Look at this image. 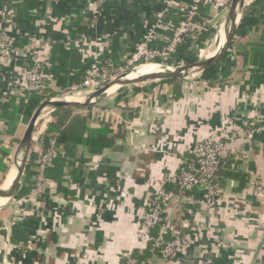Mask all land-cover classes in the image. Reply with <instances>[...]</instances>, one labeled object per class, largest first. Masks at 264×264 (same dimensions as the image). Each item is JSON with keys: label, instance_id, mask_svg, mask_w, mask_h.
Here are the masks:
<instances>
[{"label": "crops", "instance_id": "1", "mask_svg": "<svg viewBox=\"0 0 264 264\" xmlns=\"http://www.w3.org/2000/svg\"><path fill=\"white\" fill-rule=\"evenodd\" d=\"M166 2L0 0V32L14 41L13 59L0 61V105H7L11 115L10 105L17 104L25 91L23 72L34 53L50 58L57 45L63 47L61 62H55L57 77L63 74L58 67L64 64L66 78L80 82L69 90L82 84L84 75L77 66L84 69L97 56H110L120 63L133 52L157 14L185 7L184 0H175L168 8ZM243 3L229 50L233 59L221 76L215 68L229 52L195 75H204L206 82L193 84L195 77L190 82L175 79L178 97L171 95L167 80L147 82L119 88L112 103L106 95L90 107L65 108L64 122L52 112L45 114L48 119L37 140L33 134V150L17 190L23 184L29 191L20 198L16 193L0 208L4 213L0 264H125L122 255L126 253L148 254L145 262L140 261L145 264H264V144L261 134L249 137L244 127L246 122L264 121V81H259L264 80V56L256 60V77L252 63L254 46H263L264 0ZM207 10L200 20L209 26L217 13ZM15 16L20 29L11 24ZM211 43L200 59L213 52L216 42ZM186 45L178 47L173 63L185 53L193 54ZM131 86L137 87L132 95L120 94ZM50 90L56 96L65 92L56 82ZM7 122L9 118L0 119V149L10 151L19 126L26 122L20 119L15 126ZM69 125L72 138L65 145V163L55 167L53 162L46 172L53 175L56 170V174L47 179L43 193L34 195L33 169L43 149V135L49 126L57 130ZM224 129L229 131L228 140L217 172L223 194L212 203L168 204L177 238L185 245L170 259H163L154 245L155 251L148 249L152 241H144L139 234L145 202L159 190L180 197L172 181L190 150ZM2 161L8 172L7 159ZM7 172H0L4 180ZM230 172L246 180L242 190H238V179L226 177ZM152 233L149 236L155 238L157 232Z\"/></svg>", "mask_w": 264, "mask_h": 264}, {"label": "built area", "instance_id": "2", "mask_svg": "<svg viewBox=\"0 0 264 264\" xmlns=\"http://www.w3.org/2000/svg\"><path fill=\"white\" fill-rule=\"evenodd\" d=\"M231 1L191 0V3L185 7L187 9L186 17L177 25H173L169 20L166 21L168 15L165 9L156 15L154 21L148 24L142 39L135 46L132 53L119 64H115L110 56L95 57L87 65L81 86L73 88L72 91L65 92V94L63 93L64 96H80L93 93L108 84V82L138 66L151 64L167 65L187 37L196 38L199 35L204 25V23L195 19L199 18V7L201 6L214 12H227ZM174 4L175 0H167L166 7L168 8ZM176 5L178 4L176 3ZM185 8H180V11ZM161 42L162 45H160ZM13 50V38L5 32H0V61L12 60ZM30 62V66L23 72L25 90L41 93L45 89L53 88L55 84L53 76L44 71V68L48 66V58L34 53L30 57ZM71 92L73 94H70ZM261 121L257 119L244 124L249 137L255 133L264 132V126L257 125ZM228 129H224L217 136L198 141L190 150V158L183 161L177 176L172 181L174 186L177 187L180 197L171 191L159 190L145 202V211L139 234L144 241L153 242L154 247L160 250L163 259H170L179 248L185 245L184 240L176 236L178 235L175 233L176 226L168 216V204L171 201H174L175 204L182 201L190 205L212 203L223 194V188L217 172L221 164L225 142L228 140ZM48 139V147L39 151L35 162L37 173L32 179L34 195L44 192L48 184L45 172L52 167L53 161L59 154L55 144V137ZM195 189L202 193L203 199L199 202L192 195H188ZM153 229H157L155 238L149 236V232ZM169 235L175 236V239L166 241L165 237ZM122 258L125 260V264H145L134 259L130 253L123 254Z\"/></svg>", "mask_w": 264, "mask_h": 264}, {"label": "water", "instance_id": "3", "mask_svg": "<svg viewBox=\"0 0 264 264\" xmlns=\"http://www.w3.org/2000/svg\"><path fill=\"white\" fill-rule=\"evenodd\" d=\"M244 0H232L230 6L226 12L222 31L223 44L220 50L204 57L196 62L184 65V66H167L162 64H151L162 67V72H154L150 74H144L136 76V78L129 79L128 77L137 73V70L141 67L138 66L124 75H121L102 88L96 90L93 93L87 95H78L76 100H72L71 96L54 97L44 100L31 116L26 129L19 140L16 150L11 157V164L8 168L6 177L11 174L12 180L9 186V190L3 192L0 190V199H5V206L17 193L18 186L24 174L26 164L28 161V154L30 150L31 140L35 132L36 126L40 117L45 113H50L59 108L69 107H90L99 102L104 96L107 95L108 91L114 88L117 91L119 88L129 85L147 83V82H159L163 80L181 79L188 80L193 78L196 74L204 72L217 64L230 50V47L235 39L236 29L238 26V20L242 15ZM3 206H0L3 207ZM175 233L179 234L178 228H175Z\"/></svg>", "mask_w": 264, "mask_h": 264}, {"label": "trees", "instance_id": "4", "mask_svg": "<svg viewBox=\"0 0 264 264\" xmlns=\"http://www.w3.org/2000/svg\"><path fill=\"white\" fill-rule=\"evenodd\" d=\"M184 5L185 7H187L190 3H191V0H184ZM184 7V8H185ZM207 8H203V7H199V18H195L196 20L200 21L202 23V21L200 20V15H203V16H206L207 15ZM167 15H168V19L169 21L173 24V25H177L181 20H183L186 15H187V9L185 8L183 11H176L174 9H169L167 10ZM11 24L20 29V24L18 22V18L16 19V16L15 18H13V20H11ZM206 30V29H205ZM261 42L263 43V46H259V45H255L254 47L257 49V51L255 50L253 55H252V58H253V61L252 63L254 64L255 68H257V70H255L253 73L256 77V74L258 73V67L259 65L255 64L256 63V60H258L259 58H261V56H264V37L262 35L261 37ZM262 45V44H261ZM258 47H261L262 49H259ZM134 51V50H133ZM186 55V59L190 60L193 58V55L192 54H185ZM62 57L64 56V52H63V47L62 46H59L57 45L55 47V49L53 50L52 54H51V57L48 58V66L44 68V71L48 74H51L53 76V79H54V82H56L57 84V87H59L60 89H64L65 92H69V89L73 86V85H77L79 84V80H76L75 78H66L67 77V66L66 65H62V66H59L58 69L61 73H63L61 76H58V72L56 71V66H55V62L56 61H60L61 62V58L59 57ZM31 63V62H30ZM30 63L29 65L27 66V68L30 66ZM188 64L190 62H187ZM115 64H119V62H115ZM88 66H86L84 69H81L77 66L76 68H78L79 72L81 75H85V71L87 69ZM26 68V69H27ZM84 78V76H83ZM222 80H224V77L221 78ZM83 81V80H82ZM259 81H264L263 79L259 80ZM167 83H169L171 85L170 87V91H171V95L175 98V97H178L179 96V85L177 83V80L175 79H172V80H167L166 81ZM56 95L52 93V91L50 89H45L44 91H42L41 93H35V92H30V91H24L23 92V95L20 97L19 101L17 104H11L10 107H11V115L10 112H7L8 110V106H4V105H0V113H1V116L4 117V114L6 113L8 117H5L6 119L9 118V122H7L9 125H14L18 123V121L20 119H24V121L27 123L31 116L33 115V113L35 112V110L38 108V106L44 101V100H47V99H50V98H53L55 97ZM171 96V97H172ZM67 109L65 108H59V109H56L54 112H52V116L57 120V121H65L66 120V117L65 116H62L61 115V112L63 111H66ZM0 116V119L4 120L5 121V118H2ZM255 121V120H253ZM252 122V121H250ZM78 125H82L80 122L78 123ZM257 125L259 126H264V121H261V123H258ZM66 126V125H65ZM58 127L57 130L52 126V127H48V129L45 131L44 135H43V148H47L48 147V141L50 137H55V144H56V148L58 149L59 151V154H58V157L53 161L55 162V167H58L59 164L61 163H65V160H66V153L67 151H64L65 149V145H66V142L71 140L72 138V131H70V128L72 127L71 125L67 126V127ZM69 127V128H68ZM79 127V126H78ZM61 128V129H60ZM10 130L12 128H9ZM8 129V131H9ZM55 131H58L57 135L55 134H52L53 132ZM11 133V132H9ZM258 134H261L262 135V143L264 144V132H259ZM10 151L9 150H6V149H0V155H1V158H0V172L2 174H5L7 172V166L5 163H3L2 159H7L8 161V157L10 155ZM66 155V156H65ZM190 158V157H189ZM33 173H37V167L35 165L34 169H33ZM45 178L48 179V178H51L54 176V174H56V170L53 172V175L50 174V172H45ZM226 177L229 178V179H238L241 183L239 185V188L238 190H242V188L245 186L246 184V180L243 179V176H240L234 172H230L228 174H226ZM27 181V177L25 178V182ZM175 188L177 189V187L175 186ZM27 190L26 188H24L23 184L20 188V190L17 192V198H20L22 196H24L26 193H27ZM188 195H192L194 196L196 199H203L202 198V193L199 192L198 190H193L192 192L188 193ZM156 232H157V229H153V233L152 235L155 236L156 235ZM177 236V235H176ZM173 237L174 236H166L165 237V240L166 241H171L173 240ZM153 243H149V246H148V249L151 250V248L154 250L153 248ZM155 251V250H154ZM134 259L138 260V261H144L147 260V258L149 257L148 254H145L141 257L135 255H131Z\"/></svg>", "mask_w": 264, "mask_h": 264}, {"label": "rangeland", "instance_id": "5", "mask_svg": "<svg viewBox=\"0 0 264 264\" xmlns=\"http://www.w3.org/2000/svg\"><path fill=\"white\" fill-rule=\"evenodd\" d=\"M256 4H258V3H256ZM255 4V5H256ZM247 6V5H246ZM250 6V5H249ZM249 6H247V7H245V8H247V10H248V8H249ZM243 10H244V8H243ZM217 13V15L214 17V19L209 23V26H208V24H205L204 23V25L202 26V28H201V31H200V33H199V35L195 38V37H193V38H190V37H187L186 39H185V41H184V45H186V46H188V48L186 47V49H190L189 51L190 52H192L193 54V58L191 59V60H188V59H186V53L184 54V56H183V58L181 59H179V61L178 62H172V61H170V62H168L167 63V66H172V65H178V66H184V65H187L188 63L187 62H190V63H193V62H196L197 60H199L200 58H201V56H204L208 51H209V46H208V43L210 42H213V40H214V38H215V34H216V32H217V28H218V25L222 22L223 23V21H224V18H225V15H226V12H224V11H221V12H216ZM243 13V12H242ZM205 27V28H204ZM214 28V29H213ZM206 29V30H205ZM214 36V37H213ZM205 37H208L207 39L205 38ZM206 40V41H205ZM205 41V42H204ZM192 42V45L189 47V44ZM203 42H204V44H203ZM212 44V43H211ZM198 49V50H197ZM179 56H182L181 54L179 55ZM172 58H174V56L172 57ZM232 56H231V51L223 58V61H221V63H219L220 65H217V67L215 68V69H217L218 71L220 70V73L218 72V75L219 76H221L223 73H225V71H226V69L230 66V64H231V61H232ZM234 61V60H233ZM236 61V60H235ZM171 62L173 63V64H171ZM165 65V64H164ZM228 70V69H227ZM195 77V76H194ZM193 77V78H194ZM204 77V75L201 77L200 75H198L197 77H195L196 78V80L195 79H192V81L191 80H186V82H192L193 84H196V82L197 83H201V82H206V78H203ZM219 78V77H218ZM215 79H217V78H215ZM109 83V82H108ZM141 86H143V85H141ZM135 88H137V87H135V86H131V87H127V88H125L123 91H121V92H123V93H120L122 96L124 95H132V93L134 92V90H135ZM52 91V90H51ZM69 91H72V90H69ZM116 92L117 91H114L113 93H111L110 95H108L110 98L108 99L111 103L112 102H114V100H115V98H116V96H117V94H116ZM65 94V92H59V93H57L58 95L57 96H55V97H63L64 96V94ZM70 94H73L72 92L70 93ZM86 95V94H85ZM77 96V95H76ZM46 114V113H45ZM45 114H43L41 117H40V119H39V121H38V124H37V127H36V133L34 134V138H35V140H37L38 138H39V132H41V130H42V126H43V123L48 119V116H45ZM27 124H28V122L27 123H24V124H22V125H20L19 126V128H18V130H17V133H16V135H15V137L12 139V140H14V141H12V145H11V147H10V152H11V154H10V159H8V161H7V165L8 166H10V164H11V157H12V155L14 154V151L16 150V148H17V145H18V143H19V140L21 139V137H22V135H23V133H24V131H25V129H26V126H27ZM230 127V126H229ZM228 127V128H229ZM35 140H33V144H35ZM32 150H33V147H32V145L30 146V150H29V154H28V161L30 160V158H29V156H30V154L32 153ZM27 161V162H28ZM23 177V176H22ZM3 180H4V177H3V175H1L0 174V183H2L3 182ZM21 183H22V181H21ZM14 203V202H13ZM12 203V201L10 202V204L12 205L13 204ZM3 212H0V218L3 216ZM17 214V213H16ZM13 215V217H16L17 215ZM16 219V218H15Z\"/></svg>", "mask_w": 264, "mask_h": 264}, {"label": "bare ground", "instance_id": "6", "mask_svg": "<svg viewBox=\"0 0 264 264\" xmlns=\"http://www.w3.org/2000/svg\"><path fill=\"white\" fill-rule=\"evenodd\" d=\"M244 2H245V0H244ZM222 31H223V25L221 22L218 25L217 32L215 34V38L212 42V44H215V42H216V45L214 47L213 52H211L209 55L217 53L220 50V48L222 47V44H223ZM154 72H162V67L157 66V65H143L137 70V73L129 76L128 78L133 79V78H136V76H140V75H144V74H150V73H154ZM113 92H114V88L110 89L108 91L107 95H110ZM76 98L77 97H73L72 100L77 101ZM11 180H12V175L9 174L6 177V179L2 182V184L0 185V190L3 192L8 191L9 186L11 184ZM5 203H6L5 199H0V206H3Z\"/></svg>", "mask_w": 264, "mask_h": 264}]
</instances>
